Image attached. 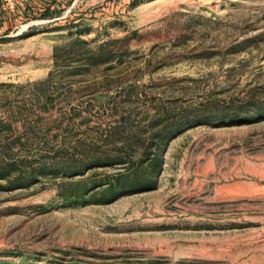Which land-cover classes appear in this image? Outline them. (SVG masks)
Returning a JSON list of instances; mask_svg holds the SVG:
<instances>
[{"label":"rangeland","instance_id":"rangeland-1","mask_svg":"<svg viewBox=\"0 0 264 264\" xmlns=\"http://www.w3.org/2000/svg\"><path fill=\"white\" fill-rule=\"evenodd\" d=\"M255 105L264 0L0 8V264H264Z\"/></svg>","mask_w":264,"mask_h":264},{"label":"trees","instance_id":"trees-1","mask_svg":"<svg viewBox=\"0 0 264 264\" xmlns=\"http://www.w3.org/2000/svg\"><path fill=\"white\" fill-rule=\"evenodd\" d=\"M248 40L249 39L242 40L239 43H237V45L242 44L244 42H247ZM68 46H69V44H66V45H63V46H60V47H54V52H53V57H54V60H55L54 63L57 62V55H58L57 52L59 50H63V49L66 50V48ZM47 80L48 79H45L42 82H46ZM241 113H243V114H239V112L237 110H235L232 114L229 115L228 119L231 122H233V121H247V120L248 121H254V118L256 119V118H260V117L264 116V106L261 107L259 105H255V107L252 108V116H248L249 113L248 114L244 113V112H241ZM239 115H244V116H239ZM236 117H241V118H236ZM250 117H253V118H250Z\"/></svg>","mask_w":264,"mask_h":264},{"label":"built area","instance_id":"built-area-1","mask_svg":"<svg viewBox=\"0 0 264 264\" xmlns=\"http://www.w3.org/2000/svg\"><path fill=\"white\" fill-rule=\"evenodd\" d=\"M0 1H1V5H0L1 10L13 12L18 7L29 3L31 0H0Z\"/></svg>","mask_w":264,"mask_h":264}]
</instances>
